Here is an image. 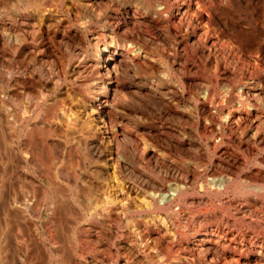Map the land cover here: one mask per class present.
Masks as SVG:
<instances>
[{
  "label": "clouds",
  "instance_id": "obj_1",
  "mask_svg": "<svg viewBox=\"0 0 264 264\" xmlns=\"http://www.w3.org/2000/svg\"><path fill=\"white\" fill-rule=\"evenodd\" d=\"M171 6L0 0V264H220L208 225L264 253V71L220 38L264 45V0H202L193 44Z\"/></svg>",
  "mask_w": 264,
  "mask_h": 264
},
{
  "label": "bare ground",
  "instance_id": "obj_2",
  "mask_svg": "<svg viewBox=\"0 0 264 264\" xmlns=\"http://www.w3.org/2000/svg\"><path fill=\"white\" fill-rule=\"evenodd\" d=\"M235 1V0H234ZM237 2V0H236ZM239 2V1H238ZM169 3L172 5L170 12H169V20L171 24L174 25H179L180 26V30L184 31L185 26L188 27V32H187V36H186V40L189 44H193V42L197 41L199 39V37L201 36V34H207V32L213 27L210 23H209V18L211 17V13L208 11H202L200 12V15H202V27L201 26H196L197 25V20H195L196 17H194L191 20V25H187V21H185L184 15L185 13H195L197 11H199L202 8V0H169ZM235 3V2H234ZM238 4V3H236ZM241 5V4H240ZM115 15V14H113ZM205 16V17H203ZM241 17L237 18H233L230 20L229 22V27L231 29L232 32L237 34V38H233L232 35H228V36H223L221 35V42L223 44L224 47V51L225 54L228 56L229 59H235V61L237 62L236 66L239 68H242L244 65H246L245 63L249 64L247 61L244 60V56L243 55V51L247 50V44L246 42L248 40H252V37L250 36L247 28H246V24L248 23L247 20H243L241 19ZM151 20V17H146L145 18V22ZM153 23H155L153 21ZM123 25H121L122 27ZM121 28L118 27L117 31H120ZM170 31H172L173 33L176 31L175 28H171ZM249 42V41H248ZM207 44L211 45L215 43V37H210L209 39H207L206 41ZM250 43V42H249ZM252 43V42H251ZM252 45V44H250ZM249 45V46H250ZM183 46V42L181 43V47ZM254 48V47H252ZM237 49H239V51H237ZM251 49V47H250ZM262 50V49H260ZM197 51H202L200 48H197L195 51V55L197 54ZM207 51V50H206ZM260 52V51H259ZM199 53V52H198ZM206 53V52H205ZM258 53V52H257ZM251 55V54H250ZM254 55V54H253ZM256 55V54H255ZM250 57V56H248ZM256 58V57H255ZM261 58V57H260ZM246 59V58H245ZM251 60V59H250ZM252 64L255 65V67H257V62L256 59H253ZM260 60V59H259ZM221 68L223 67V65H220ZM253 67V65H251ZM250 68V66H248ZM245 68V67H243ZM257 69V68H256ZM193 70H195L193 68ZM245 70V69H244ZM253 70V69H252ZM261 70V69H260ZM264 70V69H263ZM262 70V71H263ZM247 71V70H246ZM256 71V70H253ZM248 72V71H247ZM227 75V73H226ZM261 82H264L261 80ZM207 107V106H204ZM228 110L225 109V112H227ZM238 114L237 113H233L232 114V118H236ZM253 115H255V112H253ZM148 143H151V141H147L145 143V148H147ZM246 147V145H242V147ZM148 151L150 152L151 149H148ZM220 151H223V147H221ZM2 154V153H0ZM243 211V210H242ZM232 220V219H231ZM229 223V222H228ZM262 223V222H261ZM256 225V224H255ZM209 226V227H208ZM206 226V231H207V241L211 242V240H213L215 237V234H218L220 232H216V231H222L223 230V226L221 225V227L218 229L215 225H208ZM258 227V226H257ZM224 231V230H223ZM216 232V233H215ZM252 232V231H251ZM250 232V233H251ZM235 232H233L234 234ZM232 234V231L231 233ZM219 235V234H218ZM226 236V235H225ZM230 236V235H229ZM228 236V237H229ZM232 236V235H231ZM237 236V235H236ZM154 237V236H153ZM224 235H222V239H223ZM148 238V237H147ZM237 238V237H236ZM246 238V237H245ZM149 239V238H148ZM218 239V237H217ZM221 239V238H220ZM219 239V240H220ZM233 240V239H232ZM214 241V240H213ZM223 241V240H222ZM225 241V240H224ZM228 241V240H227ZM236 242V241H235ZM234 242V243H235ZM222 243V242H221ZM259 243V242H258ZM211 244V243H210ZM235 245V244H234ZM165 246H169V245H165ZM251 246V245H250ZM253 246V245H252ZM257 246V245H256ZM254 247V246H253ZM252 249V248H251ZM258 252V251H257ZM263 255V254H262ZM223 256V255H222ZM257 256V255H255ZM101 257V256H100ZM258 257V256H257ZM260 257V256H259ZM99 258V257H98ZM103 258V257H102ZM261 258V257H260ZM257 261V260H256Z\"/></svg>",
  "mask_w": 264,
  "mask_h": 264
},
{
  "label": "rangeland",
  "instance_id": "obj_3",
  "mask_svg": "<svg viewBox=\"0 0 264 264\" xmlns=\"http://www.w3.org/2000/svg\"><path fill=\"white\" fill-rule=\"evenodd\" d=\"M239 1V2H238ZM233 2H235V3H238V5H240L241 7H243V6H245V5H247L248 4V2H249V0H237V2H236V0L234 1L233 0ZM244 14L243 13H241L240 15H236V16H233V18H237L238 17V19H239V17H241L240 18V20L241 19H243V20H247V19H244V18H242V16H243ZM200 17H202V15H200ZM203 17H205V16H203ZM251 18V15H249V19ZM195 20H197L198 21V18L196 17L195 18ZM230 22V21H229ZM250 43H249V42ZM247 42H246V44H247V50H244L242 53H243V55H245L243 58H244V60L245 61H247L249 64H247V63H245L246 65H244L243 67H245V68H239L242 72H244V71H248V72H257V73H259V72H261L263 69H264V45H256V44H254L253 43V41L252 40H248ZM252 42V43H251ZM250 44H252V45H250ZM250 45V46H249ZM250 47H251V49H250ZM252 47H254V48H252ZM260 49H262V50H260ZM202 50V49H201ZM203 51L204 52H206V49H203ZM260 51V52H259ZM199 52V53H198ZM258 52V53H257ZM197 54L199 55L200 54V51H197ZM206 54V53H205ZM251 54V55H250ZM254 54V55H253ZM256 54V55H255ZM248 56H250V57H248ZM256 57V58H255ZM261 57V58H260ZM246 58V59H245ZM251 59V60H250ZM253 59H256V61H258L257 62V67H255V65L254 64H252V60ZM260 59V60H259ZM249 60L250 61H252V62H249ZM251 65H253V67L251 66ZM248 66H250V68L248 67ZM221 67V66H220ZM257 68V69H256ZM245 69V70H244ZM256 70V71H253V70ZM261 69V70H260ZM264 71V70H263ZM262 81H264V80H262ZM244 147V146H243ZM237 216H240L241 215V213H237L236 214ZM226 219V222H229V223H232V222H234L233 220H231L232 218H225ZM262 222V223H261ZM252 223L253 224H256L258 227L260 226V225H264V221H259V222H257V220H253L252 221ZM209 227V226H208ZM224 230V229H223ZM216 231L217 233L218 232H220V233H218V234H215V237H216V239L214 238L213 240H211V242H208V243H211L212 245H215L218 241L221 243L222 242V244L225 242V241H227V242H229L228 244H227V246L226 247H224V248H222L221 249V253H222V259H221V261H220V264H264V253H262L261 252V248L259 247V246H256V245H258L259 243V240L257 241V244L256 245H247V242L248 241H250V240H252L253 239V230L251 229V228H249L245 233H244V237H246L245 238V241H246V245H237V243L235 242V241H237V240H239L240 239V237L239 236H236V234L234 233L233 234V232H235V230H233L232 231V234H230L231 233V231L230 232H227L226 234H225V230L224 231ZM252 231V232H251ZM215 232V233H216ZM251 232V233H250ZM222 235H224V237H223V239H222ZM226 235V236H225ZM230 235V236H229ZM232 235V236H231ZM154 236V237H153ZM229 236V237H228ZM217 237H218V239H217ZM237 237V238H236ZM148 238L150 239V240H156V238H157V233H155V232H152L149 236H148ZM221 238V239H220ZM220 239V240H219ZM233 239V240H232ZM223 240V241H222ZM225 240V241H224ZM235 242V243H234ZM121 243H123V241L121 242ZM162 243H164V245H169L166 241H164V242H162ZM235 244V245H234ZM165 248L166 249H168V248H170V250L173 252V253H179L181 256H183L184 255V253L179 249V248H176V247H174V246H165ZM252 248V249H251ZM114 251V250H113ZM258 251V252H257ZM263 254V255H262ZM255 255H257V256H255ZM261 258H260V257ZM99 257V259H106V258H102V257H100V256H98ZM257 260V261H256ZM118 264H123V260H121V261H119L118 262ZM174 264H175V262H174Z\"/></svg>",
  "mask_w": 264,
  "mask_h": 264
}]
</instances>
